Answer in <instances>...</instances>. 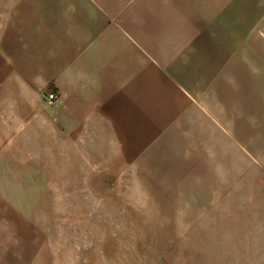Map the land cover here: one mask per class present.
<instances>
[{
    "label": "crops",
    "instance_id": "1",
    "mask_svg": "<svg viewBox=\"0 0 264 264\" xmlns=\"http://www.w3.org/2000/svg\"><path fill=\"white\" fill-rule=\"evenodd\" d=\"M1 37L0 101L9 112L0 114V140L22 137L5 131L7 117L20 126L32 115L36 134L38 109L49 139L59 119L78 141L109 148L116 141L139 140L143 147L188 139L214 151L257 139L256 123L264 119V0H28ZM50 85L60 93L57 118L36 96ZM145 109L147 129L132 132ZM11 254L7 248L0 264H21Z\"/></svg>",
    "mask_w": 264,
    "mask_h": 264
},
{
    "label": "rangeland",
    "instance_id": "2",
    "mask_svg": "<svg viewBox=\"0 0 264 264\" xmlns=\"http://www.w3.org/2000/svg\"><path fill=\"white\" fill-rule=\"evenodd\" d=\"M27 2L0 0V50L2 28ZM44 91L36 96L57 118ZM31 117L4 119L22 137L0 140V256L9 248L21 264H264V119L255 141L213 151L188 139L83 143L59 119L51 140L44 109L36 134ZM144 117L132 132L147 129Z\"/></svg>",
    "mask_w": 264,
    "mask_h": 264
},
{
    "label": "built area",
    "instance_id": "3",
    "mask_svg": "<svg viewBox=\"0 0 264 264\" xmlns=\"http://www.w3.org/2000/svg\"><path fill=\"white\" fill-rule=\"evenodd\" d=\"M46 99L52 103H56L59 100V92L55 88L47 89L46 90Z\"/></svg>",
    "mask_w": 264,
    "mask_h": 264
}]
</instances>
